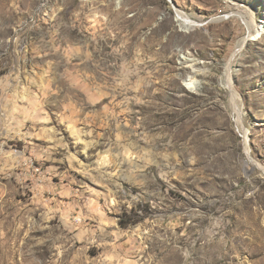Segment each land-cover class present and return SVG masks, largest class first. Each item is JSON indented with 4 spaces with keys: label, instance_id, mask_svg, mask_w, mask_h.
<instances>
[{
    "label": "rangeland",
    "instance_id": "1",
    "mask_svg": "<svg viewBox=\"0 0 264 264\" xmlns=\"http://www.w3.org/2000/svg\"><path fill=\"white\" fill-rule=\"evenodd\" d=\"M262 21L0 0V264H264Z\"/></svg>",
    "mask_w": 264,
    "mask_h": 264
},
{
    "label": "bare ground",
    "instance_id": "2",
    "mask_svg": "<svg viewBox=\"0 0 264 264\" xmlns=\"http://www.w3.org/2000/svg\"><path fill=\"white\" fill-rule=\"evenodd\" d=\"M262 22H264V21H262ZM191 23H192L193 26L194 25H197L196 22H192V21L187 22L186 25L187 26H190ZM262 31H264V24H262V25H255V24H253L252 27H251V29H250V33H249L248 36H249V38L251 40L252 39H258L259 37H261ZM242 40H243V42L239 46V49L243 48L246 45V43L248 42V37H246L245 39L242 38ZM227 74H228L229 78H231L232 72L230 70H227Z\"/></svg>",
    "mask_w": 264,
    "mask_h": 264
}]
</instances>
